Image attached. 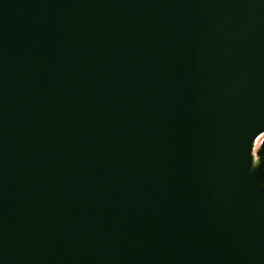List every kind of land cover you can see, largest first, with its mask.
Returning a JSON list of instances; mask_svg holds the SVG:
<instances>
[{"label":"water","instance_id":"water-1","mask_svg":"<svg viewBox=\"0 0 264 264\" xmlns=\"http://www.w3.org/2000/svg\"><path fill=\"white\" fill-rule=\"evenodd\" d=\"M263 135L264 0H0V264H264Z\"/></svg>","mask_w":264,"mask_h":264},{"label":"rangeland","instance_id":"rangeland-1","mask_svg":"<svg viewBox=\"0 0 264 264\" xmlns=\"http://www.w3.org/2000/svg\"><path fill=\"white\" fill-rule=\"evenodd\" d=\"M262 138H264V135L260 137V139H262ZM260 139H259V141H260Z\"/></svg>","mask_w":264,"mask_h":264}]
</instances>
